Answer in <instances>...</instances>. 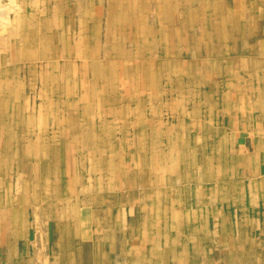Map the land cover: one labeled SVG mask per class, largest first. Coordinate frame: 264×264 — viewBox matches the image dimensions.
Returning a JSON list of instances; mask_svg holds the SVG:
<instances>
[{
  "label": "rangeland",
  "instance_id": "obj_1",
  "mask_svg": "<svg viewBox=\"0 0 264 264\" xmlns=\"http://www.w3.org/2000/svg\"><path fill=\"white\" fill-rule=\"evenodd\" d=\"M263 113L264 0H0V264L109 224L127 264H264Z\"/></svg>",
  "mask_w": 264,
  "mask_h": 264
},
{
  "label": "crops",
  "instance_id": "obj_2",
  "mask_svg": "<svg viewBox=\"0 0 264 264\" xmlns=\"http://www.w3.org/2000/svg\"><path fill=\"white\" fill-rule=\"evenodd\" d=\"M261 114H259V118ZM261 118L264 119V117L262 116ZM240 126L242 127L243 125L240 124ZM251 126L253 128L251 129L253 131V134H257L256 137H259L262 142V139H264V129L262 128L264 126V123L258 120L256 121V123L252 121ZM254 126L258 127L256 131L254 130ZM242 128L244 129V127ZM256 137H252L250 143L256 153H261L259 149L262 146L264 147V145L252 144L255 141ZM241 144H243V142ZM249 155L250 154H246L244 156L247 159L246 162H250V160L253 159L252 157H249ZM260 156L261 155L258 154L259 158ZM256 171L257 170L253 171L254 174H252L254 175V177L258 176L257 179H259L260 175L258 171ZM247 174L248 173L246 172V175ZM245 177L250 178L252 176ZM248 186L251 187L250 184ZM255 187L261 188L262 182H258V185L255 184L254 188L252 187V190L255 189ZM187 221H190V218H188ZM112 227L113 225L111 226L109 224L106 226V229H96L89 232L87 231L85 235L82 233L79 237L77 236V238L80 239L79 243L77 242L78 244L76 243V245H73L71 247L67 246V238L71 236H68V234L64 232L60 233L59 240H57L56 238L53 240H49L43 246H25L21 248H16L14 246L13 259L11 261H6L5 264H127L128 262H132L134 259L137 260V257H133L132 250H128V248L123 245L126 243L123 240L118 241L116 232H113L109 229ZM124 236L125 235H122V237L125 239L126 237ZM61 238L65 240L62 241ZM190 248V245L182 247L183 254L187 258H189L188 255L191 254L192 251L193 253L196 252L195 248L197 249L199 247H195L192 250H190ZM121 257L125 259L124 262L121 260ZM151 258L145 259L144 261H141L140 258L139 261L148 263Z\"/></svg>",
  "mask_w": 264,
  "mask_h": 264
},
{
  "label": "bare ground",
  "instance_id": "obj_3",
  "mask_svg": "<svg viewBox=\"0 0 264 264\" xmlns=\"http://www.w3.org/2000/svg\"><path fill=\"white\" fill-rule=\"evenodd\" d=\"M96 3V2H95ZM94 4V3H93ZM94 32V31H93ZM157 33V32H156ZM71 40V39H70ZM71 42V41H70ZM63 44V43H62ZM98 44V43H97ZM70 45V44H69ZM93 46H95V45H93ZM63 49V48H62ZM114 70V69H113ZM121 74V73H120ZM119 75V74H118ZM117 80H118V78H117ZM121 82V81H120ZM121 91V90H120ZM132 157V156H131ZM126 162V161H125ZM90 212V211H89ZM90 214V213H89ZM257 263V262H256Z\"/></svg>",
  "mask_w": 264,
  "mask_h": 264
}]
</instances>
